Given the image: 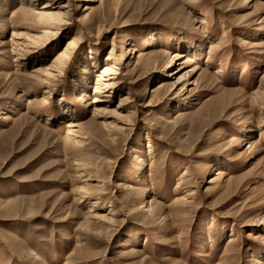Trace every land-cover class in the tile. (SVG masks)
I'll return each mask as SVG.
<instances>
[{"label":"rangeland","instance_id":"1","mask_svg":"<svg viewBox=\"0 0 264 264\" xmlns=\"http://www.w3.org/2000/svg\"><path fill=\"white\" fill-rule=\"evenodd\" d=\"M46 2L0 0V264H264V0H60L45 48Z\"/></svg>","mask_w":264,"mask_h":264},{"label":"bare ground","instance_id":"2","mask_svg":"<svg viewBox=\"0 0 264 264\" xmlns=\"http://www.w3.org/2000/svg\"><path fill=\"white\" fill-rule=\"evenodd\" d=\"M33 2H37L39 0H31ZM60 1V0H47V2L40 8L42 11L41 12H37L36 14L38 15L41 23L43 24V26H45L46 30L44 31L43 34V39L39 42V43H43V47H49L51 46L56 39V33L59 31V28L69 25L70 24V19H69V13L67 11V9L69 8V2L67 3H62V4H58L57 8H53L56 7V3ZM69 1V0H68ZM88 4L84 9V12H86L83 21H86V19L88 18L89 14L91 13V11L93 10L92 5L90 4L91 2H95L96 0H88ZM52 9H54L53 11H51ZM50 10V11H49ZM81 20V19H80ZM103 31V30H102ZM19 39L16 42V45L20 48L21 46L24 45V43H20V42H25L24 40H22V38H17ZM43 41V42H42ZM34 43H26V45H24V48H32ZM75 44L74 41L69 42L65 49L63 50V52H61L57 58L54 60V65H52V68H50L49 73H46V76L49 77V75L51 76L54 70L57 71V69L59 68V66H61L62 61H64L65 58H67V54L70 50V48ZM36 45V44H35ZM38 45V44H37ZM46 45V46H45ZM21 50V49H20ZM116 50V49H115ZM28 52V51H27ZM132 51L129 50L128 53H131ZM133 53V52H132ZM19 56L22 57L21 54H18ZM112 55V56H111ZM21 57L19 59H21ZM132 57V56H131ZM176 57V56H175ZM114 52H110V55L107 57V63L106 66L104 67V69L100 72L98 78L100 79L99 82L97 83V87L95 88V93L99 94V96L95 97L93 104L95 106V115L96 117L103 115V116H111L114 117L115 120L121 124L122 127H120L119 129L121 131L126 130L127 124L125 123V120L122 116V112L118 111V110H114L112 112L105 110L104 108L102 109V104H108L109 101L108 99L111 98V94L113 93V91L116 89V87H118V85L115 83L117 80V75L119 74L118 69L115 68L114 66ZM130 59V56L129 58ZM131 61V60H130ZM129 63V62H128ZM139 63V62H138ZM58 64V65H55ZM127 64V63H126ZM121 67V66H120ZM125 67V66H124ZM130 68V66H129ZM128 68V69H129ZM121 69V68H120ZM124 69V68H123ZM59 70V69H58ZM117 70V71H116ZM129 71V70H128ZM55 72V71H54ZM170 75H176V71H171ZM186 81V76L182 75L178 81L173 85V89L175 91H177L180 86L182 85V81ZM183 81V82H184ZM189 83V82H188ZM187 86V85H185ZM186 88V87H185ZM188 88H186L185 90H187ZM111 93V94H110ZM127 98H123L122 100V104L119 107H123L126 104L123 102H126ZM44 101V100H43ZM105 107V106H104ZM118 107V108H119ZM106 108V107H105ZM94 114V113H93ZM131 115V114H130ZM135 116V115H134ZM129 117V116H128ZM130 118V117H129ZM129 126V125H128ZM70 128L69 130V136H73V138L76 140L77 138H79L78 141H76L75 143H80L82 138L81 133H80V127L79 125H74L73 123L70 124L68 126ZM126 127V128H125ZM79 128V129H76ZM83 193L87 196L90 195L91 192L86 191ZM184 201V200H183ZM85 203V202H84ZM99 207L98 202H96L93 206V211H91V213H93V215L90 217V219H94L100 222H108L109 217L105 214H97V209ZM152 208V205L149 204V209ZM257 264H261L260 262H256Z\"/></svg>","mask_w":264,"mask_h":264}]
</instances>
